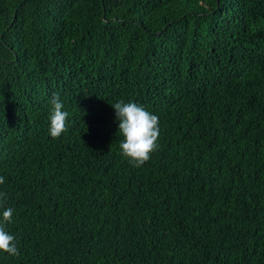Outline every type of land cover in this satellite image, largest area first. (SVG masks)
Listing matches in <instances>:
<instances>
[{
  "label": "trees",
  "instance_id": "trees-1",
  "mask_svg": "<svg viewBox=\"0 0 264 264\" xmlns=\"http://www.w3.org/2000/svg\"><path fill=\"white\" fill-rule=\"evenodd\" d=\"M0 177V264H264V0H0Z\"/></svg>",
  "mask_w": 264,
  "mask_h": 264
},
{
  "label": "clouds",
  "instance_id": "clouds-1",
  "mask_svg": "<svg viewBox=\"0 0 264 264\" xmlns=\"http://www.w3.org/2000/svg\"><path fill=\"white\" fill-rule=\"evenodd\" d=\"M51 105L49 134L55 139L67 131L68 113L63 111L64 105L56 94L51 98ZM112 107L119 121V132L123 136L119 143L121 154L133 167L143 166L158 148L157 141L160 134L158 116L134 102L119 101ZM4 183V178L0 177V185ZM5 199L6 193L0 192V207H3ZM13 211L12 208H4L0 218V252L17 256L19 252L15 237L5 230V225L12 222Z\"/></svg>",
  "mask_w": 264,
  "mask_h": 264
}]
</instances>
